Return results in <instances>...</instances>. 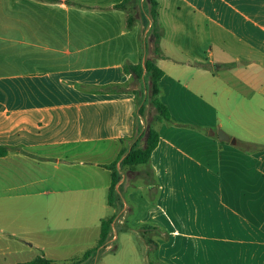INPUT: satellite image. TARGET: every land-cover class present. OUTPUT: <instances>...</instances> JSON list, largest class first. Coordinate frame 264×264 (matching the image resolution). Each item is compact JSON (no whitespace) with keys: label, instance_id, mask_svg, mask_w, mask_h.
<instances>
[{"label":"crops","instance_id":"obj_1","mask_svg":"<svg viewBox=\"0 0 264 264\" xmlns=\"http://www.w3.org/2000/svg\"><path fill=\"white\" fill-rule=\"evenodd\" d=\"M155 1L164 57L150 8L0 0V264L79 259L113 216L138 241L83 264H264V0ZM148 59L171 121L152 123L154 184L129 228L137 193L111 206L105 166L156 113L141 103L149 76L124 70ZM113 230L104 249H118Z\"/></svg>","mask_w":264,"mask_h":264},{"label":"trees","instance_id":"obj_2","mask_svg":"<svg viewBox=\"0 0 264 264\" xmlns=\"http://www.w3.org/2000/svg\"><path fill=\"white\" fill-rule=\"evenodd\" d=\"M138 0H123L122 3L116 5V8H125L127 5H132ZM150 2V13L153 19V31L154 36V53L157 57H164L160 49V30L157 26L158 20V2L155 0H149ZM131 20L129 19V23ZM126 72L134 74L138 79L142 78L143 74L149 76L151 84L149 86V103L155 109V115L153 116L151 123L150 136L147 139V128L142 131H138L135 137L134 144L130 150L123 149L115 162L110 165L105 166L107 169L112 171V185L109 190V204L115 206L116 193L118 184L120 183V170L123 167H138L140 165L146 166L149 169L148 174L151 175V179L144 178L148 185L154 184V179L152 177V171L150 169V160L153 151L158 146L159 143V133L152 127L154 121L165 122L171 121V113L166 105H164L160 100V81L164 76V72L156 65L154 59H148L144 63L138 65H132L130 67H125ZM145 112V104L139 107L136 112L137 117L143 116ZM143 144V146H141ZM9 152L7 147L0 146V157L6 156ZM116 216L109 219H105L101 224V234L97 245L88 250L81 258L75 259L68 263L57 262L51 260L44 255H38L34 260L25 264H83L87 261L94 253L99 252L101 249L106 247L110 234L114 228Z\"/></svg>","mask_w":264,"mask_h":264},{"label":"rangeland","instance_id":"obj_3","mask_svg":"<svg viewBox=\"0 0 264 264\" xmlns=\"http://www.w3.org/2000/svg\"><path fill=\"white\" fill-rule=\"evenodd\" d=\"M148 5V6H147ZM132 9H135L136 14L138 13V11H143V7H147L150 8V3L148 4V0H138L136 3H133L132 5ZM149 95L146 96L145 99V95H143L141 97V103H143L145 101V103L147 104V102L149 101L150 98V93H148ZM153 109V108H152ZM153 112L150 110L148 112V116H147V120L145 121L144 125L140 124L139 130L142 131L145 129L146 125L148 124V121H150L152 119L153 116ZM130 171H133L132 173ZM135 171V172H134ZM137 171V172H136ZM147 171H149L148 168H138V167H123L120 170V179L122 181L123 178L126 177V180L124 182L125 185H123V187L121 186V181L118 184V188H117V193H116V202H115V207H119V211L123 209L124 206V199H123V195L126 192L127 188H134L135 192L137 193V195L132 199L129 197L127 198V201L131 202V206H134V201L136 200V205L133 209H129V213H127V223L125 225V227H129L131 228L133 225H136V219H138V215L140 214V212L143 209V206L145 204V199L144 196L141 195L140 191L141 189L149 186L146 182V180L144 178H148L151 179V175L147 173ZM153 195V193H151V196ZM131 210L134 211V213L131 212ZM121 228H123V226H118L116 227V230H113L114 235L117 234L119 235V240L118 241H114L113 242V246H118V249H102L101 250V255L105 256V255H109V254H117L118 255H124L130 252L129 250V245L127 244V242L125 243L124 240L128 239V237H131L135 243L138 241V232L135 233H131L129 232V234H125L123 229L121 230ZM128 233V232H127ZM110 245V244H108ZM107 245V247H108ZM114 246V247H115ZM141 247V246H140Z\"/></svg>","mask_w":264,"mask_h":264},{"label":"water","instance_id":"obj_4","mask_svg":"<svg viewBox=\"0 0 264 264\" xmlns=\"http://www.w3.org/2000/svg\"><path fill=\"white\" fill-rule=\"evenodd\" d=\"M150 132H151V125H148L147 127V139L149 138L150 136ZM218 135H219V139L221 141H229L230 140V137L221 129L218 130ZM233 143H235V140L233 141Z\"/></svg>","mask_w":264,"mask_h":264}]
</instances>
